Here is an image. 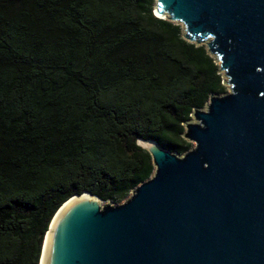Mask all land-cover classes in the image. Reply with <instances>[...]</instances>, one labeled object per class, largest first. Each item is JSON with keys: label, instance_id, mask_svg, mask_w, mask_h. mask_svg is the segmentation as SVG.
<instances>
[{"label": "trees", "instance_id": "obj_1", "mask_svg": "<svg viewBox=\"0 0 264 264\" xmlns=\"http://www.w3.org/2000/svg\"><path fill=\"white\" fill-rule=\"evenodd\" d=\"M155 0H0V264H40L70 197L123 202L155 170L139 140L184 154V123L223 94L205 45Z\"/></svg>", "mask_w": 264, "mask_h": 264}, {"label": "water", "instance_id": "obj_2", "mask_svg": "<svg viewBox=\"0 0 264 264\" xmlns=\"http://www.w3.org/2000/svg\"><path fill=\"white\" fill-rule=\"evenodd\" d=\"M154 12L206 46L229 90L194 108L184 154L139 140L155 170L123 202L66 200L41 264H264V0H155Z\"/></svg>", "mask_w": 264, "mask_h": 264}, {"label": "rangeland", "instance_id": "obj_3", "mask_svg": "<svg viewBox=\"0 0 264 264\" xmlns=\"http://www.w3.org/2000/svg\"><path fill=\"white\" fill-rule=\"evenodd\" d=\"M226 87H227V91L229 90V87L226 85ZM107 202H109V201H103V203H107Z\"/></svg>", "mask_w": 264, "mask_h": 264}, {"label": "bare ground", "instance_id": "obj_4", "mask_svg": "<svg viewBox=\"0 0 264 264\" xmlns=\"http://www.w3.org/2000/svg\"><path fill=\"white\" fill-rule=\"evenodd\" d=\"M49 231H50V230H49ZM49 231H48V232H49ZM47 235H48V233H47ZM46 239H47V237H46ZM41 260H42V259H41ZM40 264H41V263H40Z\"/></svg>", "mask_w": 264, "mask_h": 264}]
</instances>
